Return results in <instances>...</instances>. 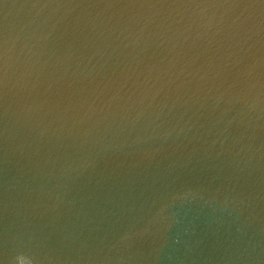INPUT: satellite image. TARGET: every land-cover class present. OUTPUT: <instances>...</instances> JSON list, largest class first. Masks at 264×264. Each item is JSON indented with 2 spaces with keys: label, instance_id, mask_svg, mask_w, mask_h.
Instances as JSON below:
<instances>
[{
  "label": "water",
  "instance_id": "water-1",
  "mask_svg": "<svg viewBox=\"0 0 264 264\" xmlns=\"http://www.w3.org/2000/svg\"><path fill=\"white\" fill-rule=\"evenodd\" d=\"M264 264V0H0V264Z\"/></svg>",
  "mask_w": 264,
  "mask_h": 264
},
{
  "label": "clouds",
  "instance_id": "clouds-1",
  "mask_svg": "<svg viewBox=\"0 0 264 264\" xmlns=\"http://www.w3.org/2000/svg\"><path fill=\"white\" fill-rule=\"evenodd\" d=\"M17 260H22L23 261V264H25V261H26V258L25 257H17ZM27 264H31L30 261L27 262Z\"/></svg>",
  "mask_w": 264,
  "mask_h": 264
}]
</instances>
